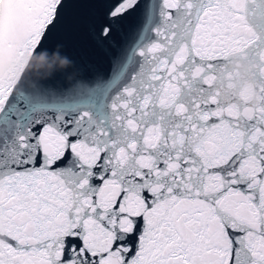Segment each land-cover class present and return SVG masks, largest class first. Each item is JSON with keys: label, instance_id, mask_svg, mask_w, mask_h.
<instances>
[{"label": "snow or ice", "instance_id": "1", "mask_svg": "<svg viewBox=\"0 0 264 264\" xmlns=\"http://www.w3.org/2000/svg\"><path fill=\"white\" fill-rule=\"evenodd\" d=\"M0 264H264V0H0Z\"/></svg>", "mask_w": 264, "mask_h": 264}, {"label": "water", "instance_id": "2", "mask_svg": "<svg viewBox=\"0 0 264 264\" xmlns=\"http://www.w3.org/2000/svg\"><path fill=\"white\" fill-rule=\"evenodd\" d=\"M58 53L49 55H25L0 65V79L8 82L19 77L40 79L50 73L53 68L60 67ZM254 65L239 56L227 62L226 68L219 74L216 87L220 90L222 101L234 108H256L264 102V94L254 76Z\"/></svg>", "mask_w": 264, "mask_h": 264}]
</instances>
